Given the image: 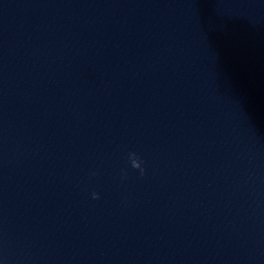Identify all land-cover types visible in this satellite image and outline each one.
Wrapping results in <instances>:
<instances>
[{
  "label": "clouds",
  "instance_id": "9594fccd",
  "mask_svg": "<svg viewBox=\"0 0 264 264\" xmlns=\"http://www.w3.org/2000/svg\"><path fill=\"white\" fill-rule=\"evenodd\" d=\"M131 157H135V159L132 160V166L134 168H141V161L138 158H136L135 153H132ZM94 198H96V194H94Z\"/></svg>",
  "mask_w": 264,
  "mask_h": 264
}]
</instances>
